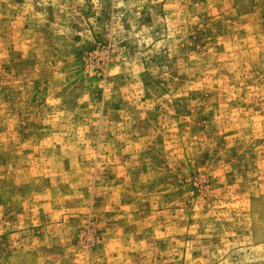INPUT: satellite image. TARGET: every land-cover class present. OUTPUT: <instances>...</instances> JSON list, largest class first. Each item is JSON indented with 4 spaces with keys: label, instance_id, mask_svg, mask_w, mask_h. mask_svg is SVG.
Returning a JSON list of instances; mask_svg holds the SVG:
<instances>
[{
    "label": "rangeland",
    "instance_id": "1",
    "mask_svg": "<svg viewBox=\"0 0 264 264\" xmlns=\"http://www.w3.org/2000/svg\"><path fill=\"white\" fill-rule=\"evenodd\" d=\"M0 264H264V0H0Z\"/></svg>",
    "mask_w": 264,
    "mask_h": 264
}]
</instances>
